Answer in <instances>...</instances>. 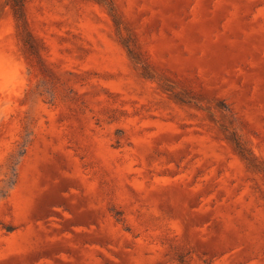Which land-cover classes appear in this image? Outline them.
<instances>
[{"label": "rangeland", "instance_id": "rangeland-1", "mask_svg": "<svg viewBox=\"0 0 264 264\" xmlns=\"http://www.w3.org/2000/svg\"><path fill=\"white\" fill-rule=\"evenodd\" d=\"M0 264H264V0H0Z\"/></svg>", "mask_w": 264, "mask_h": 264}]
</instances>
